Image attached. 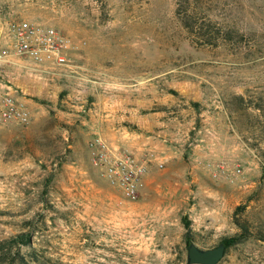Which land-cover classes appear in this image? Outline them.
<instances>
[{
    "label": "rangeland",
    "instance_id": "obj_1",
    "mask_svg": "<svg viewBox=\"0 0 264 264\" xmlns=\"http://www.w3.org/2000/svg\"><path fill=\"white\" fill-rule=\"evenodd\" d=\"M19 20L65 33L82 69L63 76L5 68L0 77L31 109L27 126H0V264H186L183 218L200 249L241 232L233 219L199 227L189 211L195 199L155 223L142 197L119 204L90 163L86 144L101 135L93 88L169 71L243 110L244 161L227 181L243 193L232 217L244 208L237 219L247 239L218 264H264V0H0V44L7 24ZM191 148H178L186 162ZM189 172L175 179L178 191L182 180L192 191L220 184L218 176L194 182ZM20 234L30 235L28 244L8 243Z\"/></svg>",
    "mask_w": 264,
    "mask_h": 264
},
{
    "label": "crops",
    "instance_id": "obj_2",
    "mask_svg": "<svg viewBox=\"0 0 264 264\" xmlns=\"http://www.w3.org/2000/svg\"><path fill=\"white\" fill-rule=\"evenodd\" d=\"M167 75H151L142 82L115 77L108 80L113 84L99 83L92 92L93 125L105 139L130 149L139 159L148 152L155 155L140 193L155 223L169 219L189 199L196 201L189 211L195 210L192 220L199 227H207L210 220L215 225L231 220L233 207L243 198V193L227 181L229 176H237L238 165L244 161V137L250 128L243 110L230 108L223 98L209 96L210 89L199 81L179 82L172 80L177 76ZM215 89L211 85V92ZM237 98L245 101L243 88L236 92ZM179 103L183 107L179 108ZM185 145L192 146L189 162L178 150ZM189 169L194 182L211 179L212 183L217 175L220 184L192 191L182 180L178 191L175 179ZM114 191L119 202L120 194Z\"/></svg>",
    "mask_w": 264,
    "mask_h": 264
},
{
    "label": "built area",
    "instance_id": "obj_3",
    "mask_svg": "<svg viewBox=\"0 0 264 264\" xmlns=\"http://www.w3.org/2000/svg\"><path fill=\"white\" fill-rule=\"evenodd\" d=\"M73 49L69 37L53 26L27 20L11 21L0 44V77L5 68L27 75H48L50 69H60L63 76H69L64 72L77 74L82 67L73 63ZM30 121L31 109L17 87L0 80V126H27ZM86 149L99 176L119 192V204L139 199L149 164L155 160L152 152L139 159L130 149L99 134L87 142Z\"/></svg>",
    "mask_w": 264,
    "mask_h": 264
},
{
    "label": "trees",
    "instance_id": "obj_4",
    "mask_svg": "<svg viewBox=\"0 0 264 264\" xmlns=\"http://www.w3.org/2000/svg\"><path fill=\"white\" fill-rule=\"evenodd\" d=\"M244 208L242 206H237L236 209L233 212V223L241 229L240 233H234L232 235H226L223 236L219 244H223L225 246V253L226 254L227 250L233 246H236L242 242H244L247 239L246 235V228L243 226V223L237 219L238 213L242 211ZM183 226L185 228V234H184V243L188 247L190 244H192V238H191V229H190V221H188L186 218L182 219ZM30 241V235L29 234H20L12 238L8 243L11 244H20V245H25L28 244ZM218 244V245H219ZM19 264H26L23 260Z\"/></svg>",
    "mask_w": 264,
    "mask_h": 264
},
{
    "label": "water",
    "instance_id": "obj_5",
    "mask_svg": "<svg viewBox=\"0 0 264 264\" xmlns=\"http://www.w3.org/2000/svg\"><path fill=\"white\" fill-rule=\"evenodd\" d=\"M225 246L219 244L211 249H200L194 244L187 247L186 264H218L224 257Z\"/></svg>",
    "mask_w": 264,
    "mask_h": 264
}]
</instances>
